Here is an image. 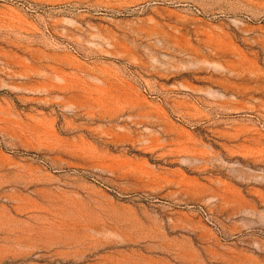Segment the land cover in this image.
Segmentation results:
<instances>
[{"label":"rangeland","instance_id":"1","mask_svg":"<svg viewBox=\"0 0 264 264\" xmlns=\"http://www.w3.org/2000/svg\"><path fill=\"white\" fill-rule=\"evenodd\" d=\"M0 264H264V0H0Z\"/></svg>","mask_w":264,"mask_h":264}]
</instances>
